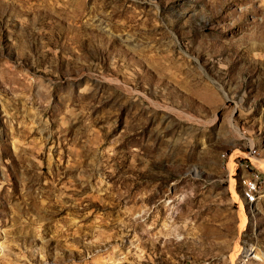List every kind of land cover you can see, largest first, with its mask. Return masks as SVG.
I'll use <instances>...</instances> for the list:
<instances>
[{
    "label": "rangeland",
    "instance_id": "obj_1",
    "mask_svg": "<svg viewBox=\"0 0 264 264\" xmlns=\"http://www.w3.org/2000/svg\"><path fill=\"white\" fill-rule=\"evenodd\" d=\"M252 168L264 0H0V264H264Z\"/></svg>",
    "mask_w": 264,
    "mask_h": 264
},
{
    "label": "bare ground",
    "instance_id": "obj_2",
    "mask_svg": "<svg viewBox=\"0 0 264 264\" xmlns=\"http://www.w3.org/2000/svg\"><path fill=\"white\" fill-rule=\"evenodd\" d=\"M257 185L252 183L250 186L247 187L245 191V199L247 203H251L257 200ZM254 197V198H252Z\"/></svg>",
    "mask_w": 264,
    "mask_h": 264
},
{
    "label": "built area",
    "instance_id": "obj_3",
    "mask_svg": "<svg viewBox=\"0 0 264 264\" xmlns=\"http://www.w3.org/2000/svg\"><path fill=\"white\" fill-rule=\"evenodd\" d=\"M254 160L251 158V157H248V159H246L245 161H242L240 163H247V164H250V165H253V162ZM253 172L258 176V177H263L264 175L262 174V172L258 171V170H254L252 168ZM254 198V197H252Z\"/></svg>",
    "mask_w": 264,
    "mask_h": 264
}]
</instances>
